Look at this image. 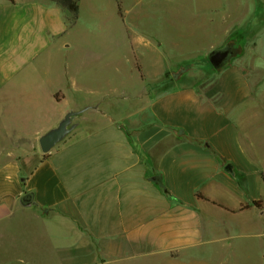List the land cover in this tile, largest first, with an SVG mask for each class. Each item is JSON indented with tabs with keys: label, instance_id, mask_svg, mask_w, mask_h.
I'll return each instance as SVG.
<instances>
[{
	"label": "crops",
	"instance_id": "crops-1",
	"mask_svg": "<svg viewBox=\"0 0 264 264\" xmlns=\"http://www.w3.org/2000/svg\"><path fill=\"white\" fill-rule=\"evenodd\" d=\"M78 1L69 27L53 0H0V264H198L264 234L246 74L199 77L140 5Z\"/></svg>",
	"mask_w": 264,
	"mask_h": 264
},
{
	"label": "rangeland",
	"instance_id": "rangeland-1",
	"mask_svg": "<svg viewBox=\"0 0 264 264\" xmlns=\"http://www.w3.org/2000/svg\"><path fill=\"white\" fill-rule=\"evenodd\" d=\"M128 3L140 5L146 15L142 26L146 28L149 23L150 27H159L157 30L166 40L167 49L176 59L185 60L183 69H190L189 72L199 73V77L203 75L204 78L231 67L246 74L255 91V98L247 103L250 112L247 124L253 127L246 134L264 141V130L259 127V119L264 117L259 108H264V0H126V5ZM197 21L199 31L195 29ZM232 36H236L231 40L232 44H227V38ZM225 45H231L235 55L223 68L215 69L210 55ZM160 89L157 88V93ZM121 100L125 109H129L130 100ZM257 152L259 159L264 158V146L258 147ZM189 261L198 264H264V234L238 237L211 249L202 248Z\"/></svg>",
	"mask_w": 264,
	"mask_h": 264
},
{
	"label": "water",
	"instance_id": "water-1",
	"mask_svg": "<svg viewBox=\"0 0 264 264\" xmlns=\"http://www.w3.org/2000/svg\"><path fill=\"white\" fill-rule=\"evenodd\" d=\"M229 56L230 53L226 50L214 51L210 55V62L215 69H221L226 65ZM78 114L76 112L69 113L57 129L52 130L40 139V150L43 154H49L68 136L72 130V119Z\"/></svg>",
	"mask_w": 264,
	"mask_h": 264
},
{
	"label": "trees",
	"instance_id": "trees-1",
	"mask_svg": "<svg viewBox=\"0 0 264 264\" xmlns=\"http://www.w3.org/2000/svg\"><path fill=\"white\" fill-rule=\"evenodd\" d=\"M10 2H14V0H9ZM55 3H57L59 6L63 7L64 9H66L67 11H69L72 14V18L67 20V25L69 27L74 26L78 19H79V1L78 0H53ZM119 3V9L120 12L122 13V8H121V3L120 0H118ZM45 157H47V155H45ZM29 195L26 196L24 198V203H29L28 199H29ZM261 203L262 202H258L256 203V207H261Z\"/></svg>",
	"mask_w": 264,
	"mask_h": 264
},
{
	"label": "flooded vegetation",
	"instance_id": "flooded-vegetation-1",
	"mask_svg": "<svg viewBox=\"0 0 264 264\" xmlns=\"http://www.w3.org/2000/svg\"><path fill=\"white\" fill-rule=\"evenodd\" d=\"M222 50H226V51H228V52L230 53V56H229V58H228V60H227V63H226V64H228V62H229V61L234 57V55H235V53H234V49H233V47H232L231 45H225V46H222V47L216 49L215 51H222Z\"/></svg>",
	"mask_w": 264,
	"mask_h": 264
}]
</instances>
